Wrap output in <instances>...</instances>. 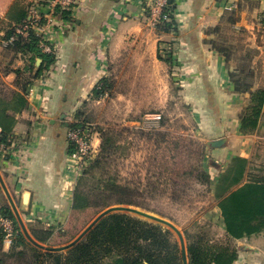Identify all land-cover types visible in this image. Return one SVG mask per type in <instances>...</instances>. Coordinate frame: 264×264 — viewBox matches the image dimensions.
Wrapping results in <instances>:
<instances>
[{
	"label": "rangeland",
	"instance_id": "obj_1",
	"mask_svg": "<svg viewBox=\"0 0 264 264\" xmlns=\"http://www.w3.org/2000/svg\"><path fill=\"white\" fill-rule=\"evenodd\" d=\"M226 1L231 2L233 9H224L218 23L205 24L202 29L208 34V40L214 49L225 58L230 72H238V76L246 83L252 84L253 88L258 84H260L258 89L264 88V52L261 51L264 50L263 5L260 0ZM81 2L82 0L76 6L79 7ZM40 3L49 4L48 0L40 1ZM144 4L145 9L140 19L142 34L137 41L143 43L144 49L156 48L158 58L163 59L161 68L163 77L158 80L157 74L150 72H147L148 77L144 76L146 74L142 72H145V67H150V63H146L143 70L134 71L137 64L133 62V57L126 55L127 57L122 58V61L113 58L114 62L109 63L107 75L100 78L90 91L66 112L65 137L68 151L64 178H68L67 182L75 189L81 177L102 154V131L113 128L118 132V143L121 148L108 160L105 168L107 172L104 173H110L123 182L140 188L142 193L137 195V199L148 206V209L142 207L145 210V215L143 214L145 218L163 220L170 223L169 226L173 229L176 225L181 231H173V233L179 244L180 241L184 243V237L187 242L186 232H188L190 236H206L218 244L237 248L238 242L228 239L220 209L217 206L215 183L220 172L210 167V147L205 146L207 141L213 140L216 135L207 132L202 128L204 125L201 127L199 124L200 120H203L201 123H206L204 122L206 111L204 112L202 106L192 100L200 98V90L196 88L198 80L190 64L192 59H187L188 54L185 51L187 46L184 43L186 38L179 24L177 30L172 28L169 32H164L161 27L165 22H173L172 13L179 23L177 8L172 9L170 0H144ZM35 5H29L28 16L37 8ZM175 6L177 7L176 4ZM247 7L254 15L248 18L249 23L246 20L238 23L242 17L241 11ZM45 13L39 9V17L42 20L38 21V25L46 26L48 22L49 25H56L55 14L49 21V17L44 16ZM11 20L10 17V21L5 20L4 27L1 26L3 27V34L0 36L1 44H4V37L9 29L16 25ZM107 27L105 36L109 46L107 50L113 57L114 53L110 52V48L113 49L111 45L115 43L120 33L117 27ZM50 39L44 38L43 41L53 47ZM135 39L133 36L128 37L126 42L131 44ZM257 44L262 47L258 48ZM2 47L1 52L13 50L10 48L11 44L2 45ZM131 49L134 47L128 48L126 52ZM55 52H57L55 48H52L51 52L46 53L56 54ZM28 60L30 62L24 63L19 74V84L22 89L26 81L32 82L37 77L38 68L36 69L34 57ZM166 73H168V79ZM261 76L263 79H260ZM1 84L2 80H0V89ZM184 87L186 92L193 94V97L184 95ZM159 91L163 92L159 93ZM3 94H6L5 97L12 98L6 85ZM34 112L30 115L35 116ZM36 117L39 121L42 120L40 130L48 132V120L54 117V110L41 112ZM74 132L79 135L80 142L72 139L71 133ZM16 136L15 139L9 137L7 139V143L12 144L7 156L11 159L10 163L16 165L13 169L15 186L20 187L19 190H27L29 173L23 165L33 153L34 147L30 145V139L33 138L28 134ZM86 145L89 147L88 150L85 149ZM203 167L211 172L212 183L209 185L199 180V170ZM220 167L222 169V164ZM94 186L93 180L84 185L88 191ZM105 200L106 197H98L97 192H94L91 194L89 207L81 210H74L72 207L68 214H65L64 219L54 215L56 210L51 209V212L40 211V214H36L33 220L27 223L25 218L22 219L30 233L32 228L51 230L52 236L48 243L42 245L58 248L74 240L105 209L114 206L103 208ZM2 243L0 244V264H50L53 262L52 258L46 257L40 258L39 262H33L34 252L30 247L25 248L22 255H7L9 252L12 254V246ZM241 243H248V240ZM67 250L57 252L66 253Z\"/></svg>",
	"mask_w": 264,
	"mask_h": 264
},
{
	"label": "crops",
	"instance_id": "obj_2",
	"mask_svg": "<svg viewBox=\"0 0 264 264\" xmlns=\"http://www.w3.org/2000/svg\"><path fill=\"white\" fill-rule=\"evenodd\" d=\"M40 1L44 2V0H0V36L3 34L4 21H10V14L19 6L29 9V5L36 4L42 12H48L47 4ZM260 1L264 8V0ZM27 3L28 5H25ZM174 3L177 5L178 26L186 38L184 43L187 46L185 50L188 54L187 59H192L190 64L198 80L196 88L200 90V98L192 100L200 104L204 112L206 111L204 115L206 123H201L203 120H200L199 124L201 127L204 125L202 128L207 132L216 135L213 140L228 138L226 144L215 147L212 152L215 164L220 166L222 164V169L219 167L222 171L230 159L240 156L249 161L245 180L248 171L264 175V125L251 133L241 131L240 116L250 105L251 95L249 92L235 90L225 58L214 49L208 40V34L202 29L205 24L218 23L224 13L226 0H174ZM144 7V0H82L79 7L71 9L73 18L71 21L56 16V25H49L42 36L43 39L51 38V45L57 51L55 52L57 60L50 70L43 71L44 73L37 76L26 89L24 87L22 89L19 84V74L24 63L30 62L28 59L34 57L37 69L42 59L35 53L23 54L14 48L8 49L11 52L0 50V80H2L0 114L5 111L12 119L9 138L15 139L16 135L22 134L31 135L30 137L33 138L30 139V145L34 147L33 153L23 165L29 173L27 190H19L20 187L15 186L13 169L16 165L10 163L9 156L0 157V208L9 206L20 227V221L24 224L32 221L40 211L56 210L54 215L64 219L65 214H68L67 212L72 208L74 188L67 182L69 179L64 178L68 151L65 137L66 112L74 104L76 105L100 78L107 75L109 63L114 62L113 58L122 61V58L127 57L126 55L133 57V62L137 64L134 71H141L146 63H150V67H145V72H142L146 74L144 76L148 77L147 72H150L157 74L158 80L163 77L161 74L163 59L158 58L156 48L150 46V50L144 49L143 43L137 41L142 34L140 19ZM241 13L242 17L238 23L244 20L249 23L248 18L254 15L248 7ZM107 26L117 27L120 33L115 43L111 45L113 49L110 48V52L114 53L113 57L107 50L109 48L105 37ZM132 36L136 39L133 43L127 44L128 37ZM6 39L4 37V44L0 43L1 49H3L2 45H6ZM256 46L262 47L260 44ZM133 47L134 49L126 52L128 48ZM166 78L168 79V73ZM260 79L263 77L261 76ZM5 85L12 98L3 94ZM259 85L254 86L253 91L257 90ZM31 89L32 93L29 94ZM161 92L163 91H159ZM184 95L193 97V94L186 92V87H184ZM22 96L25 103L20 100ZM210 96L213 97V104L208 100L211 99ZM52 109L54 117L48 120V132L40 130L42 120L39 121L36 115L50 112ZM32 112L36 113L35 116L30 115ZM62 115H65V118H62ZM260 121H264V105ZM4 124L9 125L0 117L1 129ZM219 170L218 172H221ZM25 191L31 193L27 209L22 208ZM22 218L26 221L24 222ZM28 232L30 233L29 230ZM30 235L32 236L31 233ZM244 240H248V243H241ZM236 241L238 259L234 264H264V234Z\"/></svg>",
	"mask_w": 264,
	"mask_h": 264
},
{
	"label": "trees",
	"instance_id": "obj_3",
	"mask_svg": "<svg viewBox=\"0 0 264 264\" xmlns=\"http://www.w3.org/2000/svg\"><path fill=\"white\" fill-rule=\"evenodd\" d=\"M170 6L172 9H176L174 1H170ZM56 14L65 20L73 19L71 9L58 8ZM10 17L16 26L19 25L28 17L27 8L19 6L13 10ZM171 17L172 23L165 22L161 25L164 32H169L172 28L177 30V19L173 13ZM15 27L9 29L5 36L7 39L13 35L16 36L10 48L19 50L23 54L35 53L42 59L36 76H40L43 71L50 70L57 60L56 54L43 52L41 39L33 30L25 38L16 33ZM237 73L236 71L230 72V80L235 90L249 92L251 95L250 105L240 116L241 131L251 133L264 125V121H260L264 105V88L253 91L252 84L246 83ZM30 83L31 81H26L24 88L26 89ZM210 98L208 100L213 104V97L210 96ZM20 100L25 103L23 96L20 97ZM0 117L9 124L8 126H5L7 124L3 125L1 135V141L7 143L12 130V119L5 111L0 114ZM118 142V132L115 129L107 128L102 131V154L75 187L72 204L74 210L89 207L91 194L94 192H97L98 197H106L102 205L103 208L111 205H131L148 209L145 203L137 199V195L142 193L140 188L133 187L110 173H104L107 172L105 168L108 160L111 156L116 155L121 148ZM205 146L208 145L205 144ZM214 149H209L211 151L210 158ZM203 154L205 157V152ZM248 162L246 158L240 156L230 159L225 168L220 170L219 178L215 183L217 206L220 209L229 240L264 234V175L248 171L245 180ZM210 164L211 168L220 169V165L215 164L213 156ZM91 180L95 186L88 191L84 185ZM199 180L203 184H211V172L205 170L204 167L201 168ZM0 215L13 220L16 229L11 245L12 254L9 252L7 255H22L24 249L30 247L34 252L35 260L33 262H39L40 258L46 257L53 259L50 264H184L181 246L171 229L129 213L114 212L106 215L66 253L53 250L43 251L42 248L34 245L23 233L9 206L1 207ZM31 234L42 244H47L52 236L51 230L40 228H32ZM186 239L189 264H234L238 259L236 247L218 244L211 238L202 235L190 236L188 232H186ZM2 242H4V232L0 228L1 245Z\"/></svg>",
	"mask_w": 264,
	"mask_h": 264
},
{
	"label": "built area",
	"instance_id": "obj_4",
	"mask_svg": "<svg viewBox=\"0 0 264 264\" xmlns=\"http://www.w3.org/2000/svg\"><path fill=\"white\" fill-rule=\"evenodd\" d=\"M78 1H80V0H48L49 4H47L46 7L49 11L47 13L44 12L45 13L44 16L49 17V21H51L54 14H55V16H58L56 14L57 8L71 9V8L75 7V5L77 4ZM233 5L236 6L235 4H233ZM54 8H56V9H54ZM225 9L226 10L233 9L230 1H226ZM41 20H42V18L39 17V8L37 7L35 10L31 11V13L29 14V16L27 17L26 20H24L22 23H20L19 25H17L15 27V31L17 34L26 38L30 35L31 31L33 30L34 33L37 36H39V38L41 39L40 43H41L43 52H45V53L51 52L53 47L44 43V41L42 39L43 38L42 33L49 26V22L46 24V26H40V25H38V21H41ZM36 22H37V24H36ZM15 39H16V36L13 35L9 39L5 40V44L6 45L12 44L15 41ZM31 93H32V89L29 91V94H31ZM1 134H2V129L0 128V157H5L6 155H8V153H9L8 149L12 146V144L2 142L1 141ZM71 136H72L73 140H77L78 142H80L79 141L80 137H79V135H77L76 132L71 133ZM88 148L89 147H87V145H86L85 149L88 150ZM0 228L4 232V243H6L8 246L12 245L13 239H14L15 234H16V229H15V225H14L13 220L0 215Z\"/></svg>",
	"mask_w": 264,
	"mask_h": 264
},
{
	"label": "water",
	"instance_id": "obj_5",
	"mask_svg": "<svg viewBox=\"0 0 264 264\" xmlns=\"http://www.w3.org/2000/svg\"><path fill=\"white\" fill-rule=\"evenodd\" d=\"M170 1H172V0H170ZM62 118H65V115H62ZM227 141H228V138L224 137V138H220V139H216V140H209V141H207V145L210 148L221 147L224 144H226ZM30 195H31L30 191H25L24 192V195H23L24 196V200H23V206H22L23 209H27L28 208ZM144 211L145 210H143V208H141V207H136V206H131V205H114V206L108 207L100 215H98V217L92 223H90L82 231V233L79 234L74 240H72L71 242L67 243L66 245H64L62 247H58V248H56V247L50 248V247L42 245V243L39 244L38 241L33 236L30 235V233L28 232L25 224L22 223L21 221H20V224H21V227L23 229V232H24L25 236L34 245H36V246H38V247H40L42 249H45V250H53V251H63V250H67V249L73 247L74 245L79 243L96 226V224L102 218H104L106 215H108L110 213H114V212L129 213V214L135 215V216H137L139 218H142V219H145V220H148V221H151V222L158 223V224H161L163 226H166L167 228L171 229L172 231H176V232L181 231L180 229H178V227H176V225H175L174 229H173V227L171 228L169 226L170 223L167 222L168 223L167 224L163 220H151V219L145 218L143 216V214L145 213ZM183 236H184V234H183ZM180 246H181V250H182L183 262H184V264H189L185 237H184V243L183 244L180 241Z\"/></svg>",
	"mask_w": 264,
	"mask_h": 264
}]
</instances>
